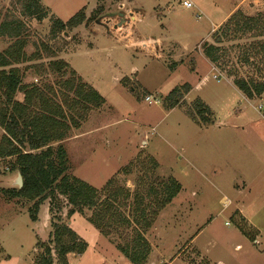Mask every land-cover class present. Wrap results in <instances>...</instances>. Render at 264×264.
I'll list each match as a JSON object with an SVG mask.
<instances>
[{"label": "rangeland", "instance_id": "obj_1", "mask_svg": "<svg viewBox=\"0 0 264 264\" xmlns=\"http://www.w3.org/2000/svg\"><path fill=\"white\" fill-rule=\"evenodd\" d=\"M136 1L144 18L126 24L130 0H107L100 13L97 0H39L40 18L26 14L29 0H0V23L23 42L10 66L66 111L67 173L99 199L69 215L55 194L35 210L9 193L14 157H0V264H38L47 248L52 264H135L133 246L145 253L139 264H264V91L249 98L235 84L264 85V0ZM78 12L81 24L54 27ZM7 32L0 52L17 39ZM76 77L101 106L64 103ZM60 225L75 245L63 259L51 236Z\"/></svg>", "mask_w": 264, "mask_h": 264}, {"label": "trees", "instance_id": "obj_2", "mask_svg": "<svg viewBox=\"0 0 264 264\" xmlns=\"http://www.w3.org/2000/svg\"><path fill=\"white\" fill-rule=\"evenodd\" d=\"M97 1L100 4L95 9V13H100L105 8L107 0ZM24 9L27 15H36L40 18L39 0H29ZM84 19V14L78 12L65 23L55 19L53 25L58 29H65L81 24ZM7 30H9L8 35L17 37V39L11 45L12 49L0 52V127L4 130L0 139V157H14L10 170L16 171L22 177V187H14L8 191L13 197L34 201L33 208L35 210L43 200L49 196L53 197L55 194L64 196L67 203L71 205L69 215L75 211L81 212L84 208L93 209L99 204L95 189L67 173L66 152L60 144L69 130L66 124L68 118L66 111L60 107V104L47 98L41 87L34 85L27 88L22 85L19 71L10 65L12 61H19L23 42L18 38L17 27H12L9 22H1L0 34H6ZM212 50V47L207 48L206 54L211 60H214L211 57ZM66 66L67 64L63 61H53L49 64L52 70L58 72ZM71 73L75 76L73 70ZM76 78V87L73 86L74 80L69 84L75 100L72 103L64 100V103L69 104L68 107L71 108L81 101L85 111L89 107L101 106L104 102L103 97L91 86L80 82L78 77ZM235 84L249 98L254 93L260 94L264 91V85L261 84L251 86L243 80L236 81ZM20 91L25 93L22 103L14 100V95ZM34 107L35 109H33ZM83 117L82 114L80 119ZM74 123L78 125L77 122ZM178 189L175 182L170 184L167 188V201L176 195ZM103 212L104 210H101L102 214H104ZM93 224L95 228H100L95 220ZM65 234L70 235V240L72 239V232L64 225L55 226L51 234L59 259H63L75 246L71 244L72 242L64 241ZM81 251L83 248H80ZM142 251L133 246L131 253L127 252L129 260L139 264L145 258V253ZM37 263L52 264L49 248L46 249V254L39 256Z\"/></svg>", "mask_w": 264, "mask_h": 264}, {"label": "crops", "instance_id": "obj_3", "mask_svg": "<svg viewBox=\"0 0 264 264\" xmlns=\"http://www.w3.org/2000/svg\"><path fill=\"white\" fill-rule=\"evenodd\" d=\"M145 2H148V3H150V4H154L155 2H157L158 0H144ZM130 5H131V9H129V11L128 12H131L132 14H133V20H131L130 22H128L127 21V23L126 24H128V23H134L135 21H137L138 19H140V18H144L143 17V12H146V11H144L145 9L143 8V6L139 3H137V1L136 0H130ZM156 7V6H155ZM154 7V8H155ZM122 15H123V13H122ZM120 16V15H119ZM126 24H124V25H122V30H123V32H124V26L126 25ZM219 25V24H218ZM157 45H158V43L156 44V46H155V50H157ZM159 47H160V49H162V46L161 45H158ZM153 51V52H155L156 53V51ZM155 55V54H154ZM165 65V64H164ZM86 82V81H85ZM88 83V82H87ZM91 86V85H90ZM93 89H95L93 86H91ZM96 90V89H95ZM97 91V90H96ZM240 93H242L240 90H238ZM98 92V91H97ZM99 93V92H98ZM100 94V93H99ZM101 95V94H100ZM242 95V94H241ZM102 96V95H101ZM103 97V96H102ZM247 99V98H246Z\"/></svg>", "mask_w": 264, "mask_h": 264}, {"label": "built area", "instance_id": "obj_4", "mask_svg": "<svg viewBox=\"0 0 264 264\" xmlns=\"http://www.w3.org/2000/svg\"><path fill=\"white\" fill-rule=\"evenodd\" d=\"M182 6H184V7H186V8H191V7L193 6V4L191 3L190 0H183V1H182ZM213 78L216 79V80H219V79H218V76H216V75H214ZM145 100H146V101H150V100H152V98H151V96H147V97H145ZM153 101H154L155 103H158V100H156V99H154V98H153Z\"/></svg>", "mask_w": 264, "mask_h": 264}, {"label": "water", "instance_id": "obj_5", "mask_svg": "<svg viewBox=\"0 0 264 264\" xmlns=\"http://www.w3.org/2000/svg\"><path fill=\"white\" fill-rule=\"evenodd\" d=\"M119 15L122 16V13H119ZM15 184L18 188L22 187V177L19 173L17 174L15 178Z\"/></svg>", "mask_w": 264, "mask_h": 264}]
</instances>
